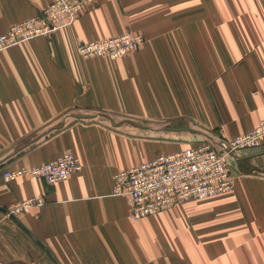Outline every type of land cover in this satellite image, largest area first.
Wrapping results in <instances>:
<instances>
[{"label": "crops", "instance_id": "obj_1", "mask_svg": "<svg viewBox=\"0 0 264 264\" xmlns=\"http://www.w3.org/2000/svg\"><path fill=\"white\" fill-rule=\"evenodd\" d=\"M53 0H0V34ZM119 59L80 41L127 30ZM264 119V0H98L47 35L0 50L1 264H264V144L231 160L235 188L141 220L112 194L121 169L235 137ZM72 151L55 185L3 171ZM30 196L46 202L13 217Z\"/></svg>", "mask_w": 264, "mask_h": 264}, {"label": "built area", "instance_id": "obj_2", "mask_svg": "<svg viewBox=\"0 0 264 264\" xmlns=\"http://www.w3.org/2000/svg\"><path fill=\"white\" fill-rule=\"evenodd\" d=\"M96 0H53L41 12L9 27L0 34V50L55 32L74 21ZM143 35L122 33L101 39L80 41L77 51L83 57L118 59L142 44ZM202 143L192 144L170 153L121 169L113 175L112 194L130 200L132 217L141 220L191 200H203L235 188L231 160L240 151L264 143V120L233 138L208 134ZM80 158L65 151L56 158L31 169L6 171L10 181L23 173L41 177L55 185L81 169ZM44 196H33L20 202L28 210L46 202ZM17 209V204L15 205Z\"/></svg>", "mask_w": 264, "mask_h": 264}, {"label": "rangeland", "instance_id": "obj_3", "mask_svg": "<svg viewBox=\"0 0 264 264\" xmlns=\"http://www.w3.org/2000/svg\"><path fill=\"white\" fill-rule=\"evenodd\" d=\"M98 2V0H96V2L95 3H97ZM94 3V4H95ZM93 4V5H94ZM90 5H92V4H90ZM89 5H87L86 6V9H87V7H88ZM84 13V12H83ZM82 13V14H83ZM81 14V15H82ZM125 32H128V33H134V34H141V35H143V43L142 44H140L139 46L141 47L145 42H146V37H145V35L143 34V33H141V32H138V31H134V30H127V31H124V32H121L120 34H122V33H125ZM120 34H118V35H120ZM110 37V36H109ZM139 47V48H140ZM138 48V49H139ZM137 49V50H138ZM78 52V51H77ZM126 56V55H125ZM124 57V56H123ZM120 58H122V57H120ZM119 59V58H118ZM112 60H115V59H112ZM264 120V119H263ZM262 121V120H261ZM215 135H217V134H215ZM230 138H233V137H230ZM264 144V143H263ZM263 144H261V145H263ZM261 145H259V146H261ZM259 146H257V147H259ZM252 148H256V147H251V148H248V149H252ZM245 150V149H244ZM70 152H72V151H70ZM74 153V152H73ZM61 154V153H60ZM75 154V153H74ZM76 155V154H75ZM58 156V155H57ZM56 156V157H57ZM78 156V155H77ZM55 157V158H56ZM79 157V156H78ZM236 157H237V155H236ZM80 158V157H79ZM52 160V159H51ZM50 161V160H49ZM80 161H81V158H80ZM48 162V161H47ZM45 163V162H44ZM41 164H43V163H41ZM41 164H35V165H23V166H20V167H16V168H12V169H6V170H4L3 171V177L5 178V174H4V172H6V171H14V170H18V169H23V168H28V169H31V168H33L34 166H37V165H41ZM81 165L83 166V164H82V161H81ZM81 166V167H82ZM26 175H28V176H34V175H32V174H30V173H23V174H20V175H18L16 178H19V177H22V176H26ZM34 177H37V176H34ZM15 178V179H16ZM14 180V179H13ZM30 197H33V196H30ZM30 197H28V198H30ZM37 197H39V196H37ZM42 197V196H41ZM28 198H25V199H28ZM25 199H21V200H19V201H17V202H14V203H11V204H9L6 208H5V212L8 214V215H10V216H13V217H18V216H20L21 214H23V213H26V212H28V211H30L33 207H36V206H33V207H31V208H29L28 210H24V209H22V208H20V205H19V203L20 202H22V201H24ZM17 204V209L15 208V205ZM39 206H41V205H39Z\"/></svg>", "mask_w": 264, "mask_h": 264}, {"label": "water", "instance_id": "obj_4", "mask_svg": "<svg viewBox=\"0 0 264 264\" xmlns=\"http://www.w3.org/2000/svg\"><path fill=\"white\" fill-rule=\"evenodd\" d=\"M1 264V263H0Z\"/></svg>", "mask_w": 264, "mask_h": 264}]
</instances>
